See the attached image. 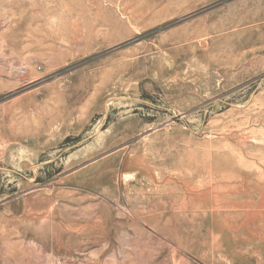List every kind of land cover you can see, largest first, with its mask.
Here are the masks:
<instances>
[{
  "label": "rangeland",
  "instance_id": "rangeland-1",
  "mask_svg": "<svg viewBox=\"0 0 264 264\" xmlns=\"http://www.w3.org/2000/svg\"><path fill=\"white\" fill-rule=\"evenodd\" d=\"M0 264H264V0H0Z\"/></svg>",
  "mask_w": 264,
  "mask_h": 264
}]
</instances>
